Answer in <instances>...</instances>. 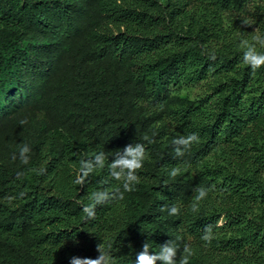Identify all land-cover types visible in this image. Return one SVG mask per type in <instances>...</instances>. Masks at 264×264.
I'll list each match as a JSON object with an SVG mask.
<instances>
[{
	"label": "trees",
	"instance_id": "trees-1",
	"mask_svg": "<svg viewBox=\"0 0 264 264\" xmlns=\"http://www.w3.org/2000/svg\"><path fill=\"white\" fill-rule=\"evenodd\" d=\"M256 37L264 0H0V264H69L101 243L134 264L169 239L187 264H264V66L241 55L264 50ZM135 142L134 189L86 219L91 194L123 181L109 155L77 184L79 162Z\"/></svg>",
	"mask_w": 264,
	"mask_h": 264
},
{
	"label": "clouds",
	"instance_id": "clouds-1",
	"mask_svg": "<svg viewBox=\"0 0 264 264\" xmlns=\"http://www.w3.org/2000/svg\"><path fill=\"white\" fill-rule=\"evenodd\" d=\"M243 23H247L246 21ZM264 46V38H254ZM244 47L242 51V62L250 67L253 72H256L262 66H264V50H258L256 43H248L244 41ZM199 135L196 132L189 133L187 135H180L174 138L173 143L176 146L175 152L178 156H183L188 151L193 143L199 142ZM31 151L30 145L27 143L22 144L19 147V158L22 163L27 164L29 160V153ZM109 155L115 158L108 163L109 174L117 180L122 179V190L116 189V192L110 194L105 190H97L93 192L92 203L83 207L82 211L85 213V218H93L95 216V205L102 203L110 198V196H116L119 199H123L126 192H130L135 187V182L138 179L136 170L140 169L146 159V149L142 143L135 142L127 144L123 149H117L114 152L106 153L105 151H96L90 159L81 160L79 162V173L76 177L75 183L80 184L89 176L95 169L104 167L105 160ZM15 158V157H14ZM179 171V168H171L169 175L175 176ZM22 173H17L21 175ZM210 187L199 186L195 189V195L193 202L190 205L192 212H196L199 209V202L207 198ZM169 215H176L179 213V209L175 203L168 206ZM212 225L207 224L204 226L202 239L208 240L212 232ZM151 244L146 241L142 244V248L135 254L134 264H155L156 261H161L162 264H187L189 255L192 254L191 250L187 248L188 255H181L179 261H177L178 248L175 241L169 239L162 245H159L158 251H150ZM99 255L96 258L89 257H70L69 264H112L114 257L111 253V245L105 247L102 243L97 245Z\"/></svg>",
	"mask_w": 264,
	"mask_h": 264
}]
</instances>
